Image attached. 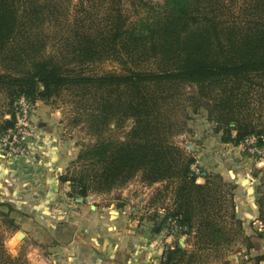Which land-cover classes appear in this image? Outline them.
Wrapping results in <instances>:
<instances>
[{"label": "trees", "instance_id": "1", "mask_svg": "<svg viewBox=\"0 0 264 264\" xmlns=\"http://www.w3.org/2000/svg\"><path fill=\"white\" fill-rule=\"evenodd\" d=\"M70 3L0 0V135L14 127L19 97L33 105L70 92L71 122L95 139L71 161L73 173L57 176L69 183V197L85 200L136 176L145 186L160 183L150 200L163 208L156 226L168 234L171 220L178 226L161 264H232L229 257L238 252L259 264L264 253H249L252 235L264 236V164L252 170L259 182L252 220L263 228L248 234L235 210L236 181L201 168L194 173L193 152L173 137L203 119L222 143L239 145L253 135L254 146L264 149L263 116L251 105L255 89H264V0L245 1L243 16L231 21L221 16L223 0H78L83 16L76 13L69 23L62 16L74 12ZM50 42L55 50H48ZM105 61L118 70L91 71ZM19 215L0 201L6 228L19 230ZM19 257L5 252L0 235V264H19Z\"/></svg>", "mask_w": 264, "mask_h": 264}, {"label": "crops", "instance_id": "2", "mask_svg": "<svg viewBox=\"0 0 264 264\" xmlns=\"http://www.w3.org/2000/svg\"><path fill=\"white\" fill-rule=\"evenodd\" d=\"M36 102L31 111L35 136L29 156L8 157L0 147V201H8L19 209L17 220L23 225V231L16 233L20 240L15 244L8 241L12 257L25 245L27 264H161L164 244H170L175 237H168L166 230H158L157 226L154 233L146 228L153 222L150 217L155 213L158 220L163 208L141 209L146 201L143 197L138 198L142 202L139 208L130 207V212L111 205L101 206L92 197H89L92 201L87 197L81 202L69 197L68 182L57 180L67 162L66 156L49 120H37ZM240 146L232 148L240 150ZM241 149L244 156L242 153L237 157L227 156L226 166L209 158L210 167L206 170L220 172L226 180L236 181L235 210L246 231L253 234L259 223L252 220L257 215L255 199L259 182L252 170L261 167L264 161L245 154L244 146ZM203 181L201 176L197 178V182ZM27 226L39 234L38 240L25 239ZM180 236L184 239L182 247L187 246L186 236ZM257 238L258 245L250 250V256L264 253V236ZM25 240L29 241L25 243ZM229 258L232 264H255L246 261L248 257L240 252ZM259 264H264V260Z\"/></svg>", "mask_w": 264, "mask_h": 264}, {"label": "rangeland", "instance_id": "3", "mask_svg": "<svg viewBox=\"0 0 264 264\" xmlns=\"http://www.w3.org/2000/svg\"><path fill=\"white\" fill-rule=\"evenodd\" d=\"M152 1H160V0H152ZM223 1H224L225 6H224V10L221 15L222 18H224L227 21H231L233 18H235L236 20H240L239 18L243 15L240 14L239 7L243 6L244 2L247 0H223ZM71 2L72 3H70V6H71L70 12L72 10L74 12L69 13L68 15L62 16V18L67 19V22L69 23H71V21L73 20V17L77 13V7H78V4H77L78 0H71ZM77 15H82V14L78 12ZM55 49H56V46L50 42V44H48V50L51 51ZM90 69L93 72H101V71H109V70H118V67L114 62L105 61V62H98V63L91 65ZM260 82H264V81L261 80ZM261 89H255L253 93V97L251 99V105L253 108H255V113H256L255 115L261 113V115L263 116L262 119L264 120V105L260 104V101L264 102V89L262 90ZM258 94L262 95L261 99L258 98ZM73 98L75 97H73L70 92L64 91L59 97L51 99V101L46 102L43 100H37L36 102L37 103L36 109H37V112L39 113L37 120H44V121L49 120L51 124V128L52 127L54 128L53 130H55L57 134V138L59 140V143L61 144L63 154L66 156L65 159L67 160L65 167L63 169V172H67L68 174L73 173V170L75 169L74 168L75 165H71L70 163L76 157L80 148L84 144H90L95 139L94 136H92L90 133L86 131L82 123L73 124L71 122V119L73 118V115H74V109H75ZM4 105H5L4 95L0 91V112L5 109ZM213 126L214 125L212 122L204 121L203 119H196L192 123L190 130L188 131L183 130L182 132L178 133L177 135L173 137L174 140L179 145L184 146L186 148H189L188 143H191L193 148L189 150L193 152V155L199 161L200 168L204 170L210 167L209 158L217 160L218 165L226 166V164L229 165V163L224 160V158H226L227 156L237 157L238 153H242V156H244L243 151H240L242 150L241 148H243V146L239 147L240 150H233L232 147L237 146V145L220 142V133L214 132ZM122 134L123 133L121 132L119 133L120 136H122ZM219 162L221 164H219ZM168 185L170 186L171 184H168ZM68 186H69V183H68ZM157 188H162V184L157 183L152 186H145L143 183L139 181V177L136 176L130 183H128L125 186L114 188L110 192H100V193L90 192L87 197L88 198L92 197L93 200H95V202H97L101 206L111 205L112 207L119 208L120 210L125 208L126 212L131 211L130 207L139 208L142 202L138 198L143 197L145 198L146 201L145 203L141 204V209L145 210L147 208L149 210L151 208L150 210H152V209H157L161 204L160 201H155V202H152L154 204H150V200L153 197L154 190ZM168 198H169V193H167L164 203L165 202L169 203L170 200ZM88 200L92 201L90 198ZM156 222L157 220L156 221L154 220L151 223L148 222L150 223V225H148L147 226L148 228H146L147 232L154 233L153 231H154V227H156ZM22 227L23 225L20 223L19 230L21 229L23 231ZM24 229L27 231L26 232L27 235L25 236V239L28 238L30 240V238L31 239L37 238L36 240H38V238H40L39 234L33 231V229H31L30 227L27 226ZM17 231L14 232L6 228L2 224V221L0 219L1 241H2L3 248L7 254H12V252H9V249H8L9 247L7 246L8 241H11L10 244H15L16 242L20 240L16 236ZM246 232L248 234H252L248 230ZM252 236H253V241H254L253 247L255 246L257 247L258 238L256 235H252ZM29 240H25L24 242L27 243V241ZM179 240H184V239L182 236H180ZM237 244L238 243H236L235 246ZM27 249L28 248L25 245H22L21 248H19V250L16 251L14 258L21 255V257L17 258L18 260L19 259L21 260L19 264L28 263V259L26 256ZM244 252H245V249H244ZM249 256H250V253H249ZM248 260L249 259H246V261ZM10 264H17V262L14 263L13 261Z\"/></svg>", "mask_w": 264, "mask_h": 264}, {"label": "built area", "instance_id": "4", "mask_svg": "<svg viewBox=\"0 0 264 264\" xmlns=\"http://www.w3.org/2000/svg\"><path fill=\"white\" fill-rule=\"evenodd\" d=\"M32 109L33 105L30 104L28 100L23 96L19 97L14 102L13 110L15 125L13 128L9 129L5 134L0 135V147L3 149L5 155H7L8 157L29 156L30 146L35 136V127L31 120ZM6 117H9V115H7ZM255 140V136H247L243 140V143L241 145L244 146V149H246L251 155L258 154L260 156L258 160L263 161V158L261 156L264 154V149L255 147ZM191 170L194 173L200 172V168L197 161L191 165ZM170 222L172 228L170 229V234L166 232L168 237L174 236L173 232L178 227L175 223V220H171ZM262 226L263 225L259 222L258 230L261 231L263 228Z\"/></svg>", "mask_w": 264, "mask_h": 264}, {"label": "water", "instance_id": "5", "mask_svg": "<svg viewBox=\"0 0 264 264\" xmlns=\"http://www.w3.org/2000/svg\"><path fill=\"white\" fill-rule=\"evenodd\" d=\"M188 147H189L190 150L193 148V146L191 145V143H188ZM87 199H89V198H87ZM76 200H77L78 202H81V201H82V198H81V197H77ZM92 207H93V205H92ZM179 244H180L181 246H184L183 240H179Z\"/></svg>", "mask_w": 264, "mask_h": 264}]
</instances>
